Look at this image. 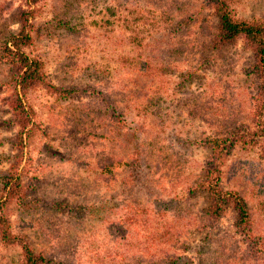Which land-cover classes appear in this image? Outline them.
<instances>
[{"label": "rangeland", "instance_id": "1", "mask_svg": "<svg viewBox=\"0 0 264 264\" xmlns=\"http://www.w3.org/2000/svg\"><path fill=\"white\" fill-rule=\"evenodd\" d=\"M32 7L33 42L21 50L41 58L46 85L22 100L36 128L15 176V91L0 59V197L7 179L21 186L3 206L11 230L46 264H264L261 143L234 147L221 167L260 244L234 231L229 208L208 219L205 196L189 191L206 142L251 129L257 82L243 42L212 51L214 21L199 0H0V49L17 30L10 15ZM233 8L264 21V0ZM19 250L0 245V264H19Z\"/></svg>", "mask_w": 264, "mask_h": 264}, {"label": "trees", "instance_id": "2", "mask_svg": "<svg viewBox=\"0 0 264 264\" xmlns=\"http://www.w3.org/2000/svg\"><path fill=\"white\" fill-rule=\"evenodd\" d=\"M199 1L202 7L210 11V16L214 21L208 37L210 49L217 51L230 48L241 40L251 57L246 74L256 80L257 86L250 96L254 106L251 117H249L252 124L251 129L245 126H235L226 133L209 139L206 142L209 156L199 176L192 182L189 191L202 193L205 196L207 206L204 214L208 219L220 218L225 209L229 208L233 213L234 231L254 246L260 244V238L253 233L250 212L239 196L221 187V167L226 156L236 146L242 149H253L261 143L264 151V21L254 18H238L233 8L234 0ZM28 2L34 5L36 0H28ZM33 10L34 7L28 10H18L10 15V18L17 24V30L8 36L6 43L0 49V59L8 65L9 69V79L6 85L15 91L12 94L14 104L10 109L9 122L18 127L10 148L16 153L11 157L7 169L9 173L13 172L14 176L20 164L23 145L28 144L36 128L22 100L35 86L46 85L41 58L37 55L29 56L21 50L29 47L33 42L35 29L32 21ZM12 178L2 184L4 196L0 197V245L19 247V264H46L45 258L35 253L24 237L11 230L10 220L3 213L4 204L10 201L14 193L17 195L21 189L19 179H15L12 183L10 182ZM30 189L27 186L22 191H25L24 194L16 196L15 200L18 204L26 203ZM166 236L167 231L165 230L160 236V240L164 243H168ZM179 259L177 256H171L165 264H177Z\"/></svg>", "mask_w": 264, "mask_h": 264}]
</instances>
